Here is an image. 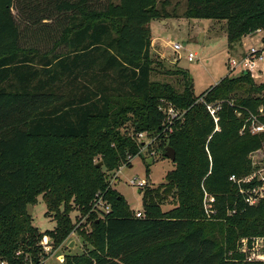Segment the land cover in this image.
I'll list each match as a JSON object with an SVG mask.
<instances>
[{"label": "trees", "instance_id": "16d2710c", "mask_svg": "<svg viewBox=\"0 0 264 264\" xmlns=\"http://www.w3.org/2000/svg\"><path fill=\"white\" fill-rule=\"evenodd\" d=\"M186 5L187 18L224 21L229 48L264 30V0ZM168 17L154 0H0V262L38 263L43 236L56 248L72 231L67 206L86 214L100 192L108 210L92 221V249L62 264H264L235 246L237 238L264 235V179L251 162L260 152L264 165V132L241 131L258 113L252 91L264 84L256 91L243 72L196 96L192 78L176 66L162 67L174 84L151 79L149 23ZM206 104L219 106L217 123ZM170 108L177 117L167 115ZM127 126L152 140L149 149L157 144L162 158L166 147L174 150L165 180L182 209L161 211L144 191L137 218L106 187L94 160L112 170L144 144L121 132ZM54 141L64 144L36 145ZM202 188L216 220L232 227L222 245L213 223L199 217ZM39 196L53 231L31 224L27 206Z\"/></svg>", "mask_w": 264, "mask_h": 264}, {"label": "rangeland", "instance_id": "374dc122", "mask_svg": "<svg viewBox=\"0 0 264 264\" xmlns=\"http://www.w3.org/2000/svg\"><path fill=\"white\" fill-rule=\"evenodd\" d=\"M109 1L114 4L119 2V0ZM154 6L157 10H163L168 13L169 17L151 21L149 25L152 38L159 40L154 41L153 50L157 54L162 55V57L156 56L154 52H151L152 59L155 61L153 64L155 71L151 74V79L153 80L168 81L174 84L175 78L166 77L163 74L162 67L176 66L186 71L192 78L193 92L198 96L209 87L216 85L224 77L234 79L245 71L242 65L231 69L230 62L232 59L239 60L250 48H264V30L242 37L239 43L229 48L224 21L185 17L186 0H154ZM174 43L182 47L176 53L171 49V45ZM189 52L196 55L195 60L192 62L187 61ZM251 77L254 85H256L255 89L258 91L260 89L258 86L264 84L263 62H256V68L251 73ZM237 95L241 96L242 92H238ZM251 95L258 97L260 102L258 113L254 115V119L245 120L241 128V131L246 130L250 134H252L250 130L254 125L262 123L259 121V117L264 115V88L258 94L252 91ZM121 132L134 139L137 137V134L133 135L130 126L121 129ZM139 142L144 143L139 153L133 158L126 155L125 159L120 161L112 170L104 168L102 162L98 161L97 158L94 160L97 164L101 163L100 167L106 187L119 193L125 199L129 209L134 213H143L142 199L144 191H148L151 200L159 205L161 211L171 212L182 209L177 196L178 191L168 185L165 180L166 174L175 169L174 164L161 157L157 144H152L150 149L146 146V144L152 143V140L146 134L139 138ZM44 144L63 145L64 142L36 143L37 146ZM251 162L258 177L262 178L264 175L262 154L260 152L253 154ZM131 181L134 184L141 182L142 185H131ZM202 194V210L199 213V217L201 221L213 223L210 228L211 232L215 235L218 244L222 245L227 240V235H229V230L232 227L227 221L216 220V218H219V214L210 206L212 195L204 191ZM98 195H100V192L95 195L91 209L86 214L78 212L77 207L72 203L67 206V216L73 229L56 248H53L47 236H43L40 243L46 237L51 250L45 252L39 243L42 249V253L39 254L40 261L45 264H62L67 255L86 254L92 249V245L89 242L92 221L94 218L96 220L100 219L102 213L108 209L107 203L98 198ZM27 213L31 217L32 226L39 233L53 231L55 228L56 223L51 215H47L46 206L40 196L37 198L36 204L27 206ZM228 214L230 213H226L225 216ZM70 242L72 243V248L68 247ZM235 246L239 253L246 256L254 253L256 259H264V235L249 234L242 238H237ZM44 254L45 256L41 258Z\"/></svg>", "mask_w": 264, "mask_h": 264}, {"label": "built area", "instance_id": "2783aa9c", "mask_svg": "<svg viewBox=\"0 0 264 264\" xmlns=\"http://www.w3.org/2000/svg\"><path fill=\"white\" fill-rule=\"evenodd\" d=\"M171 49L176 53V52L180 51L182 49V47H181V45H179L177 43H174V44L171 45ZM195 58H196V55L194 53L189 52L187 54V61L188 62L194 61ZM256 62H263L264 63V48L263 49L250 48L239 60L232 59L231 62H230V68L231 69H235L236 67H239V66L242 65L245 68L244 72H248L250 74V76H251V73L256 68ZM205 106H206V109H207L208 113L212 117L213 122L217 123V121H218L217 111L219 110V106L218 105H214V104H206ZM167 115H169V117L171 119L177 117V113L172 108L167 110ZM252 119H254V115H250V117L248 118V120H252ZM250 131H251L252 134L264 132V123L254 125V127H252ZM143 135H144V133H138L137 134L136 139L138 140V142H139V138H141ZM261 179L263 180L264 178L262 177ZM229 180L234 181L235 177L231 176L229 178ZM130 184L131 185H136V186H141L142 185L141 182L138 183V184H134L133 181H131ZM258 192H259L258 189H254V190L251 191V194L252 195H257ZM260 192H262V190ZM212 201H213V197L211 198V202ZM255 202H256V199H254V198L250 199V203L251 204H254ZM135 217L141 218L142 214L136 212L135 213ZM40 244L42 246V249L45 250V252H49L51 250V247L48 244V241H47L46 237L44 238V241L41 242ZM246 260L247 261H255V260L263 261L264 259L263 260L256 259L255 255L253 253V254L247 255L246 256ZM0 264H7V263L6 262H0ZM30 264H32V263H30ZM36 264H45V263L43 261H39Z\"/></svg>", "mask_w": 264, "mask_h": 264}, {"label": "water", "instance_id": "95a60500", "mask_svg": "<svg viewBox=\"0 0 264 264\" xmlns=\"http://www.w3.org/2000/svg\"><path fill=\"white\" fill-rule=\"evenodd\" d=\"M163 156H164L165 159L169 160L172 163L175 161V152H174V150L171 147H166L165 148ZM100 166H101V163H98L96 165L97 168H99ZM138 193H140V192L138 191ZM68 247L72 248V243L71 242L69 243Z\"/></svg>", "mask_w": 264, "mask_h": 264}, {"label": "crops", "instance_id": "0c3cea01", "mask_svg": "<svg viewBox=\"0 0 264 264\" xmlns=\"http://www.w3.org/2000/svg\"><path fill=\"white\" fill-rule=\"evenodd\" d=\"M150 23H151V22H150ZM150 23H149V25H150ZM149 30H150V26H149ZM150 35H151V30H150ZM156 40H157V38H152V36H151L150 53H151V52H154V53L156 54V56H160V57H162L161 54H157V53L153 50V47H154V41H156ZM157 41H159V40H157Z\"/></svg>", "mask_w": 264, "mask_h": 264}]
</instances>
